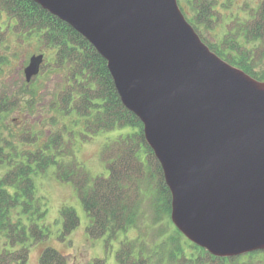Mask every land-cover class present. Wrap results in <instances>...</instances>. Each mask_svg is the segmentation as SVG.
I'll use <instances>...</instances> for the list:
<instances>
[{"label":"water","instance_id":"95a60500","mask_svg":"<svg viewBox=\"0 0 264 264\" xmlns=\"http://www.w3.org/2000/svg\"><path fill=\"white\" fill-rule=\"evenodd\" d=\"M106 61L169 189L170 221L215 257L264 251V80L200 39L177 0H33ZM43 55L24 67L29 83Z\"/></svg>","mask_w":264,"mask_h":264},{"label":"trees","instance_id":"16d2710c","mask_svg":"<svg viewBox=\"0 0 264 264\" xmlns=\"http://www.w3.org/2000/svg\"><path fill=\"white\" fill-rule=\"evenodd\" d=\"M187 1L199 20L209 19L211 1ZM0 11L14 20L12 30L20 39L34 37L41 51L47 53L42 54L41 70L48 66L63 72L51 110L61 118L79 120L86 132L82 138L86 140L103 131L128 128L101 148L100 157L108 175L91 177L76 160L71 129L64 124L62 129L41 137V131L32 123L23 122L13 131L3 122L5 114L20 105L31 109L32 100L23 103L17 94L0 95V164L5 166L0 176V264H27L31 246L48 238L49 230L43 223L46 210L36 194L34 175L51 166L59 181L69 182L75 189L88 218L86 233L90 238L103 237L108 247L123 233L115 250L117 264H264V251L215 257L186 239L172 224L170 192L160 164L145 142L142 123L123 106L106 61L84 37L33 0H0ZM259 14L262 17L264 10ZM207 45L221 57L220 50ZM225 61L255 79H264L252 70L255 64ZM23 87L24 92H31L28 83ZM55 120L53 115L51 123ZM63 131L68 132L67 139ZM146 211L149 219H145ZM59 214L58 238L63 240L76 228L79 218L71 206H61ZM145 220L147 235L140 231ZM131 228L139 231L133 238L127 235ZM38 264L69 263L56 248L44 246Z\"/></svg>","mask_w":264,"mask_h":264},{"label":"rangeland","instance_id":"374dc122","mask_svg":"<svg viewBox=\"0 0 264 264\" xmlns=\"http://www.w3.org/2000/svg\"><path fill=\"white\" fill-rule=\"evenodd\" d=\"M214 8V21L200 22L196 11L188 3L187 0H177L181 11L186 18L192 20L195 18V23L202 36L214 45L221 40V35L225 32L223 23L225 17L231 11L240 12L239 16H247L248 12L256 7L261 0H209ZM244 11L242 13L241 11ZM14 20L0 11V95L11 97L17 94L21 98V102L25 103L27 99L32 100V108L14 107L5 114L3 122L12 128L13 131L20 128L21 123L30 122L33 127L41 131V137H44L49 131L62 129L65 124L72 132V146L76 160L85 168L88 174L93 177L96 175L107 176L108 168L101 160L100 151L103 144L110 139L115 138L118 134L128 131V128H116L110 131H103L91 137V139H83L82 134H86L81 122L76 118L59 116L55 110L50 109V104L55 99V94L58 85L62 83L61 76L63 72L50 70L47 66L41 70L28 83L31 92H24L23 86L26 83L24 79L23 69L27 65L29 58L32 55L44 53L39 48L38 43L34 39L19 38L17 32H13L12 26ZM4 32V33H3ZM260 53L258 52V55ZM45 58V57H44ZM46 60V59H45ZM252 70L257 76H264V58L258 60ZM264 80V79H261ZM56 115V122L51 123V117ZM81 123V124H80ZM52 124V125H51ZM64 138H68V132L63 131ZM16 141V139H14ZM70 157H67L68 159ZM52 166L47 168L42 173L34 175L36 194L40 201L43 202L46 210L43 223L47 226L49 233L45 241L31 246L27 264H38V257L42 247L52 246L59 252L64 254L69 264H93L96 260H102L103 264H117L115 260V250L118 246V241L123 233L119 234L117 240H113L110 246L106 247L104 238H90L86 233V225L88 223L87 215L83 209L80 199L69 182L59 181L53 174ZM5 171V166L0 164V176ZM71 206L75 209L79 223L75 229L71 231L65 239L60 240L58 233L61 227L59 209L61 206ZM147 219L150 218L146 211ZM145 222L141 224L140 231L148 234V229H145ZM138 229L131 228L127 231L130 238L138 234ZM2 238L0 236V248L2 247Z\"/></svg>","mask_w":264,"mask_h":264},{"label":"flooded vegetation","instance_id":"af4514ba","mask_svg":"<svg viewBox=\"0 0 264 264\" xmlns=\"http://www.w3.org/2000/svg\"><path fill=\"white\" fill-rule=\"evenodd\" d=\"M208 9L210 12L209 19L205 20L202 18V21L200 22L205 23L206 21L215 20L213 19L215 13L212 3ZM260 10H264V0H261L256 7H253L247 13L248 15L246 17L239 16L240 12L236 13L234 11L227 14L223 23L225 32L221 35V40L215 45L213 43H209L199 32L197 24L194 22L195 18L189 20L192 27L196 28V33L201 40L203 38L207 44L212 45L221 51V57L219 56L220 58L223 60L229 59L236 63L244 61L245 63H252L256 65L258 60L264 58V54H262L264 52H260L264 49V15L262 17L260 16ZM241 12L244 13L243 10ZM259 25L260 27L262 26L261 30H259ZM258 52L260 53L259 55Z\"/></svg>","mask_w":264,"mask_h":264}]
</instances>
